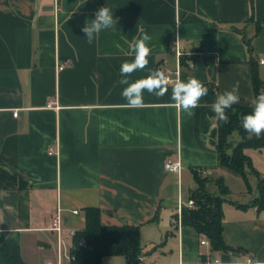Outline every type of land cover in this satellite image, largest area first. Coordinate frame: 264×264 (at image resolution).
Returning <instances> with one entry per match:
<instances>
[{"label": "crops", "instance_id": "obj_1", "mask_svg": "<svg viewBox=\"0 0 264 264\" xmlns=\"http://www.w3.org/2000/svg\"><path fill=\"white\" fill-rule=\"evenodd\" d=\"M253 2L254 20L250 0H0V168L27 184L11 187L0 178V230L19 234L26 264L56 263L57 236L49 228L59 206L67 231L85 228L89 207L100 210L104 225L138 226L140 264L264 261V209L251 205L255 175L250 192L246 184L230 187L223 204L224 238L233 250L214 251L181 223L178 203L197 189L195 172L217 178L228 170L219 166L212 103L203 97L189 117L171 100L176 80L196 78L219 95L239 82V103L253 107L242 34L253 41L264 82V0ZM104 5L119 23L89 44L81 28ZM144 32L149 63L129 81L160 69L174 82L163 97L145 90L143 106L131 108L120 69L134 59L129 43ZM167 159L182 161L180 175L165 170ZM259 169L264 177V163ZM102 264L130 263L115 255Z\"/></svg>", "mask_w": 264, "mask_h": 264}, {"label": "trees", "instance_id": "obj_2", "mask_svg": "<svg viewBox=\"0 0 264 264\" xmlns=\"http://www.w3.org/2000/svg\"><path fill=\"white\" fill-rule=\"evenodd\" d=\"M251 2V20L253 15V0ZM260 25H258L259 28ZM236 32L242 34L239 29ZM252 65V79L255 94H261L264 82L260 79L256 60L254 57L255 46L251 38L242 34ZM172 43V42H171ZM181 64H185V59L181 58ZM209 89L206 95L208 103H214L219 95L216 88L202 83ZM253 107L241 105L240 103L227 110L229 122L227 124L217 120L218 141L217 151L219 166L243 177L250 192L248 175H255L258 183L256 195L253 197L252 206L259 210L264 209V177L253 166L252 159L246 153L247 149H264V134L260 138L249 135L241 126L243 116L250 114ZM211 176H201L195 172L197 189L191 191L190 199L194 200L195 207H184L181 215V223L192 227L200 235H204L210 242L214 251L229 252L232 249L224 238L223 227V204L228 199L225 196L229 193V188L222 177L210 180ZM0 178L11 187L18 185L24 188L27 184L18 179L5 169L0 168ZM213 179V178H212ZM211 181L215 182L217 190L210 191L207 187ZM239 207H247L235 203ZM178 219V215H176ZM85 242V247L80 243ZM73 248L71 250L75 259L72 264H102L106 256L123 255L126 256L130 264H140L142 251L141 233L138 226H107L101 222V212L96 207L86 209V226L78 231L73 238ZM0 264H26L21 256V247L18 233L0 232Z\"/></svg>", "mask_w": 264, "mask_h": 264}, {"label": "clouds", "instance_id": "obj_3", "mask_svg": "<svg viewBox=\"0 0 264 264\" xmlns=\"http://www.w3.org/2000/svg\"><path fill=\"white\" fill-rule=\"evenodd\" d=\"M93 15L94 19L86 20L81 28V32L87 38L89 44L93 42L94 37L98 36L102 30L116 27L120 20L119 17H114L112 10L105 5L96 10ZM150 40L151 37L147 32H144L140 38L134 37L129 43L134 59L121 65L120 75L122 78L118 83L126 85L121 95L127 101V106L131 108L143 106V93L145 90L158 98L163 97L168 93L171 83L169 77L160 69L149 70V74L146 77L137 79L134 82L129 81V77L134 72L142 71L147 67L149 63L148 56L151 52L148 46ZM239 89V82H236L231 90H227L217 96L215 102L211 104L215 119L225 124L229 122L227 110L240 102ZM208 92L209 89L196 78H189L187 82L176 80L172 84L171 100L178 108L191 117L195 114L193 109L199 106L201 99ZM251 103L253 111L243 116L241 126L249 135L260 138L264 134V93L256 96ZM189 264H192V262L189 261ZM257 264H264V261H257Z\"/></svg>", "mask_w": 264, "mask_h": 264}, {"label": "built area", "instance_id": "obj_4", "mask_svg": "<svg viewBox=\"0 0 264 264\" xmlns=\"http://www.w3.org/2000/svg\"><path fill=\"white\" fill-rule=\"evenodd\" d=\"M171 50L175 51L176 55L179 57L182 55V53L179 51L177 47H172ZM63 68H64V65H59V69H63ZM168 77L170 79V82L173 83L174 80L170 76ZM14 114L17 115V112H15ZM164 167L167 172H172V173H176L180 175L181 170L183 169V163L181 160L173 161L171 159H167V161L164 164ZM184 207L194 208L195 207L194 200L189 199L186 203H184L182 200L179 201L177 211H178V215L180 218H181L182 210ZM63 211L64 209L59 206L52 216V222H51V226L49 229L56 233L59 254H58V259L56 263L48 262V264H65V261H64L65 259L68 261V264H72V261L75 259V256L72 254L71 250L74 246L73 238L77 232L75 230L67 231L64 228ZM72 213L78 214L79 211L73 210ZM69 239H70V242H69ZM202 243L204 244L206 243V241H202ZM80 245L85 247V242H81ZM251 262L252 261L249 260L248 263H251ZM213 264H223V263H220L217 261L216 263H213Z\"/></svg>", "mask_w": 264, "mask_h": 264}, {"label": "rangeland", "instance_id": "obj_5", "mask_svg": "<svg viewBox=\"0 0 264 264\" xmlns=\"http://www.w3.org/2000/svg\"><path fill=\"white\" fill-rule=\"evenodd\" d=\"M264 153V152H263ZM249 154H250V156H252V157H250L251 159L253 158V160H252V162H253V166L255 167V169L259 172L260 171V169L259 168H261L262 167V164L264 163V162H262V161H264V154H262V156H259L260 154H258V152H254V151H252V150H250L249 151ZM261 172V171H260ZM225 176H222V175H220L219 177H222L223 178V180H224V182H225V184L227 185V187L229 188V193L225 196V198L226 199H229L230 198V196H231V189L233 190V188H238L239 187V185H241V187L242 186H244L245 184H246V182H244V179H243V177H241L240 175H237V174H235V173H232L231 171H226L225 170V174H224ZM251 177H252V179H253V175H248V178H250L251 179ZM211 179L210 180H214V178H215V176L214 177H210ZM213 178V179H212ZM230 187H231V189H230ZM213 188V190H217V187H216V185H215V182H213V181H211V183H210V189H212ZM247 189V188H246ZM247 191H248V189H247ZM186 194V193H185ZM233 198H235V200L236 199H238V200H241L242 198H243V196L242 195H236L235 197L232 195V200H233ZM230 200V199H229Z\"/></svg>", "mask_w": 264, "mask_h": 264}]
</instances>
